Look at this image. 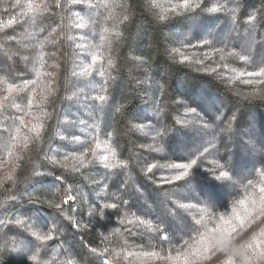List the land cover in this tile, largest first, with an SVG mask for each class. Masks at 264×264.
Here are the masks:
<instances>
[{"label": "trees", "instance_id": "16d2710c", "mask_svg": "<svg viewBox=\"0 0 264 264\" xmlns=\"http://www.w3.org/2000/svg\"><path fill=\"white\" fill-rule=\"evenodd\" d=\"M183 4L0 0L2 264H183L208 237L198 264H227L264 230L219 220L264 187V0Z\"/></svg>", "mask_w": 264, "mask_h": 264}, {"label": "snow or ice", "instance_id": "6c2138e0", "mask_svg": "<svg viewBox=\"0 0 264 264\" xmlns=\"http://www.w3.org/2000/svg\"><path fill=\"white\" fill-rule=\"evenodd\" d=\"M17 3H19V0H17ZM56 7H60L59 3L56 4ZM183 7H188V0H184ZM210 11H215V9H210ZM264 22V21H261ZM243 58V57H241ZM248 75H261L264 76V68H261L259 73L256 72H249ZM26 88L27 85H24ZM15 90V89H13ZM104 96H100L99 100L105 101ZM194 111V110H193ZM235 117L233 116V119ZM220 119V117H215V120L212 121V124L216 123V120ZM204 127L209 128L210 125L207 121H204ZM66 139V138H62ZM70 143H79L80 138L79 136H75L72 141H69ZM99 143L96 144V147L99 148ZM80 150V149H77ZM207 149H205L206 151ZM261 151H264V148L261 149ZM104 160H107L108 157H103ZM55 163V161H53ZM264 162V161H262ZM196 164V160L193 159L191 163H177L174 164L173 167L176 169H189L192 167V165ZM184 175H186L185 172H181L179 175L176 176V180H180ZM229 173L228 172H222L220 176L215 177L216 180H220L221 178H228ZM249 183L251 184L252 181L249 180ZM260 196L257 199H251L249 200L247 196L245 199L238 200L237 203L240 205H243V211L240 213L236 212V209L233 208V214L225 218L223 213L219 214V220L223 222V224L227 227L228 236L231 239L233 236H239L244 231H246L248 228L252 226L253 223H255L258 219L264 220V187H261L259 189ZM71 199V197H69ZM247 200V203H246ZM67 201H65L66 203ZM56 207L59 209L60 205H56ZM200 221H196V225H200ZM196 231H199V228H195ZM212 232H216L217 229L213 228L211 229ZM50 237L49 236H38L37 240L39 241H47ZM157 239L161 244L163 243H170L171 240L168 237V235L163 236H156L154 237ZM264 230H261L258 234H255L251 237V239L243 246V248L234 250L229 254V258L227 260V264H264ZM187 244V241L184 242ZM197 243H205V235H201L200 239L197 241ZM31 248L33 250L40 249L45 247L42 243H36L35 241H30ZM217 249V245L211 243L210 237H208L207 247L206 248H195L191 252V258L188 257V254L185 253L183 264H198V260L206 257L210 252ZM93 252L95 249L92 250ZM219 251H227V248L221 247L219 248ZM154 253H145V255H151ZM181 253L177 252L176 259L178 260ZM171 258V257H169ZM32 260L37 259V255H31Z\"/></svg>", "mask_w": 264, "mask_h": 264}, {"label": "built area", "instance_id": "2783aa9c", "mask_svg": "<svg viewBox=\"0 0 264 264\" xmlns=\"http://www.w3.org/2000/svg\"><path fill=\"white\" fill-rule=\"evenodd\" d=\"M0 264H2V263L0 262Z\"/></svg>", "mask_w": 264, "mask_h": 264}]
</instances>
